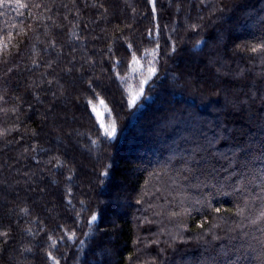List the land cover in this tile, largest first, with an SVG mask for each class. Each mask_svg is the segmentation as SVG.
Wrapping results in <instances>:
<instances>
[{"label": "snow or ice", "instance_id": "1", "mask_svg": "<svg viewBox=\"0 0 264 264\" xmlns=\"http://www.w3.org/2000/svg\"><path fill=\"white\" fill-rule=\"evenodd\" d=\"M195 2L199 6L195 18L191 11L184 13L185 32L195 33L198 37L188 50V55L190 58L203 55L211 39V50L204 64L206 71L195 81L191 73L173 76L172 79L178 84L181 97L184 90L191 91L194 96L199 94L202 102L207 100L208 94L215 97L212 110L217 114L218 122L202 118L198 105L191 104L186 108L174 106L172 96L176 93H159L153 88L150 91L156 92V95L145 97V86L157 77L161 56L169 60L183 54L177 42L166 44L168 51L161 52L158 0H146L151 22L145 29L146 35L145 32L142 35L149 42L153 35L156 36L150 51L148 48L141 51L136 47L131 39L134 34L133 24L118 20L115 14L112 19H117V23L111 28L105 26L100 28L99 33L95 29L89 33L95 42L90 49L88 36L81 35L88 24H80L82 17L77 10L76 0H70L71 7L63 3V0H0V17L11 9L20 19L19 24L8 22L7 27L0 28V141L5 145H20L22 151L18 152L17 162L22 159L31 160L39 173L47 172L52 177L44 186L39 187L40 193L46 196L49 186L59 188L63 184L60 206L68 212H75L71 223L57 224L49 229L38 215L35 219L31 218L33 208L27 202L17 204L16 208H7L9 215L28 218L25 220L28 226L21 228L22 233L33 239L39 235L45 238L43 244L34 245L30 241L21 244L19 251L24 261L28 259L25 254H32L37 247L44 253V264H62V260L66 262V254L57 255L60 246H75L77 252L83 253L86 244L95 242L97 229L104 231L97 223L102 215L99 205L126 210L132 207L130 196L138 206L136 211L140 213L133 217L137 222L136 227L138 231H147L143 239L138 235L133 242L136 252L127 257L129 264H148V260L142 259L143 256H149L151 264H169L168 249L176 251L177 242H188L183 233L191 230L189 223L192 221H195V229L199 230L193 239L207 254L209 264H224L221 255H228L227 251H222L227 248L225 241L232 244L251 237L264 246V38L257 43L237 45L232 51L234 57L247 59L253 65L259 61L261 71L256 73L240 67L238 61L233 69L225 56L220 54L223 33L209 39L200 35L208 26L202 14L204 10L208 11L211 23L214 24L224 18L223 14L228 9L222 0ZM172 4L176 5L177 15L184 11L185 4L189 9L193 6L192 0H169V7ZM86 7L97 10V20L92 23L98 24L100 20L105 24L109 22V6L105 0H96L90 5L86 3ZM60 8L68 10L62 20L56 15V10ZM74 10L76 21H70L69 17ZM132 11L136 13L135 8ZM28 20L31 22L27 23ZM65 21L72 25L67 31ZM176 30L173 25L172 31ZM169 40H172L171 36ZM22 47L27 49L26 53L21 51ZM98 62L100 74H97ZM212 68H215L214 74L210 71ZM125 69L139 78V85L135 90H127L126 100L121 95L119 105L116 106L120 112H126L131 120L138 121L148 107L158 109L151 129L141 133L145 137V148L156 149L160 155L157 166L151 170L144 169L155 184L149 190V180L146 179L139 189L134 188L129 192L124 182L118 181L115 176L113 164H103L99 170L93 166L87 190L82 187V198L78 204L74 203V188L85 169V163L83 160L78 163L75 156L70 155V150L73 144L80 143L77 138L83 137L84 133L78 129L66 130L58 123L60 104L65 107L71 104L76 109L82 107L89 120L94 115L96 125H93V130L98 125L97 138L89 136L91 143L88 151L105 141L106 147H115L119 117L113 118L106 126L96 101L104 109L106 117L115 116L116 107L109 108L98 89L103 87L104 73H107L111 82H124L120 73ZM223 78H230L237 83L226 85ZM181 79L183 84L178 83ZM13 80L22 83L25 91L37 103L44 104L41 97L51 96L44 119L52 121L49 128L50 132L56 133L54 137L28 128L20 119L24 111V97L17 88L11 87ZM180 103V100L175 101V105ZM27 110L32 111L31 104ZM227 113L238 114L243 123L239 127H231L219 119L220 115ZM13 133H19V138ZM41 135L48 136V139L41 142ZM53 140L54 143H51ZM42 154L47 156L46 160L41 159ZM31 175H36V171ZM13 188L5 182L0 185V192ZM192 192L199 195L193 197L190 194ZM90 193L106 199L98 200L93 207ZM218 197L231 198L233 208L214 206L213 201ZM4 200L10 201L11 198L5 196ZM55 206L53 202L52 207ZM3 207L0 204V208ZM165 213L168 222L174 223L179 231L173 232L163 226V220L156 219ZM195 213H200L199 219H196ZM81 224L88 228V231L83 232L84 239H78ZM222 224L227 227H222ZM153 226L159 230L153 231ZM165 235L168 239L161 240L160 237ZM13 239L14 226L11 223L7 226L0 224V250ZM141 245L144 250L155 246L159 251L155 255L142 252ZM97 248L101 257L107 255V249L99 244ZM78 259L83 264V259Z\"/></svg>", "mask_w": 264, "mask_h": 264}, {"label": "trees", "instance_id": "2", "mask_svg": "<svg viewBox=\"0 0 264 264\" xmlns=\"http://www.w3.org/2000/svg\"><path fill=\"white\" fill-rule=\"evenodd\" d=\"M96 2V0H76L77 10H79L82 19L79 21L81 25L88 24L87 29H83L81 32L82 36L87 35L89 48L95 43L91 40V31L95 29L96 33L100 32V28L109 27L117 23V19L133 24V32L131 39L132 42L143 51L144 48L154 46L156 36L153 35L152 41L149 42L142 35L145 32L146 27L150 24V11L146 8V0H105V3L109 6V22L105 24L103 20H100L98 24L92 23L93 20H97V10L91 7H86L87 4ZM63 3L70 4V0H63ZM223 5L228 10L223 14V19L216 23H211L208 11L204 10L202 14L205 16V23L208 26L205 30L200 33L205 39L214 38L223 33V45L221 49V55L225 56L226 61L233 69L237 66V61L240 67L251 69L253 72H260L259 61L255 65L247 59L240 60L239 57L232 55L233 49L240 44H251L257 43L260 39L264 38V0H222ZM192 8L189 9L187 4L184 6V11L179 15L176 13V5L172 4L169 7V0H158V17L159 25L161 28L160 45L161 52L168 51L166 44L177 42V46L182 50L183 54L177 56L175 59L166 60L161 56L157 65L158 74L152 81L146 85L145 97H154L156 92L159 93H176L172 96L174 106L179 108H186L188 105H198V111L201 113L202 118L213 122L217 120V114L213 112V104L216 98L208 94V98L205 101H201L200 95L195 96L189 90H184L183 97L179 94V87L176 82L173 81V76H186L191 73L193 81L201 77L205 73L204 64L206 63V56L211 50L212 40H209V47L204 49V54L201 55L200 60H196V57H189L188 50L193 47V44L197 40V34L186 33L184 24V13L191 11L193 18L197 15L199 6L195 0H192ZM136 9L134 14L132 9ZM2 11V10H0ZM148 12V15L145 13ZM68 13L67 9L60 8L56 10V15L62 20L63 16ZM113 14L117 19H112ZM70 21H76V10L72 12L69 17ZM8 22L19 24L20 19L16 17L15 12L11 9L8 13L0 17V28L7 27ZM30 23L31 21H26ZM65 31L72 27L71 23L65 21ZM173 25L176 26V31H172ZM63 36V34H61ZM146 35V32H145ZM169 36L172 40H169ZM22 52L27 51L22 47ZM143 63V61H142ZM198 63V64H196ZM211 73H215V68H212ZM97 74H100L99 62L97 68ZM121 76L124 77V82L115 80L111 82L108 78L107 73L103 74V87L98 89L101 92V98L105 99V103L109 108H113L119 105L121 95H124L125 100L127 99V90H135L139 85V78L133 76L129 71L122 70ZM113 80L115 79V73L112 74ZM226 85L236 84V81L230 78H223ZM179 84H183L184 81L181 79ZM239 86V85H237ZM11 87L17 88L19 94L24 97V103L22 107L24 111L21 113L20 119L24 121L25 125L30 129H36L41 133H48L49 136L54 137L56 133L50 132L49 125L51 120L44 119V113L48 107V102L51 100V96H42L41 99L44 104L37 103L30 93L26 92L23 84L13 80ZM202 87V85H197ZM155 88L156 92L150 91ZM180 100L179 105H175V101ZM60 103V102H58ZM98 111L101 112V119L105 125H109L113 118L117 119L118 126V141L115 147H106L107 141L99 144V146L92 151H88L92 139L97 138L98 125L96 130H93V125H96V120L93 118L89 120L88 116L84 114L83 108H73L71 104L66 107L61 103L59 111L58 123L63 125L66 130H76L84 133L83 137L77 139L80 140L79 144H73L71 146L70 155H74L77 162L81 160L85 163V169L80 175V179L76 182L74 192L76 194V200L74 203L78 204L80 198V191L83 187L87 190V182L89 177L93 175V166L97 170L101 168L103 164L111 163L114 165L115 176L118 181H123L127 186L129 192L134 188L139 189L140 185L145 183V180H149V190L155 184V181L148 176V173L144 169L151 170L157 166L160 159L159 152L156 149L148 150L145 148V137L141 133H147L154 121V117L158 109L154 106L148 107L144 111L143 117L138 121L131 120L127 113H121L119 107H116L115 116H107L103 108L99 107V102L96 101ZM31 104L32 111H28V106ZM219 119L226 121L231 127H239L243 121L236 113H227L220 115ZM23 131V129H22ZM14 136L19 138V133H13ZM11 140L12 138L9 137ZM40 141L43 142L48 139V136L41 135ZM30 142V141H29ZM54 143V140L51 141ZM49 146V145H45ZM22 151V147L17 144H7L0 141V185L7 183L8 185L14 186L13 189L0 192V204L4 207L0 208V224L7 226L11 223L15 228V239L3 247L0 250V264H44V253L39 247L34 248L32 254H25L28 256L27 261H24V257L21 256L19 248L23 242L30 241L34 245L43 244L44 236L39 235L35 239L28 237L26 234L21 232V228L27 227L25 220L28 218L16 217L15 215H9L7 208H16L17 204L27 202L33 208L32 219H35L37 215L41 220H44L49 229L54 228L57 224L65 222L71 223L75 218V212H68L64 207L60 206V200L63 196V184L59 188L51 187L48 188V194L39 192V187L44 186L46 181L52 179L50 175L45 172L39 173L37 168L33 165L31 160H20L17 162L16 157L18 152ZM127 157L128 160H125ZM41 159H47L46 155H41ZM7 162V163H6ZM260 167L259 164L256 165ZM33 171H36V175H31ZM25 173H28L27 175ZM36 189V191H33ZM17 193L19 196L17 197ZM193 197L198 196L199 193H190ZM92 196V206L95 207L98 200H105L106 197ZM5 196H10L11 200H4ZM43 197V199L41 198ZM132 200V207L126 210H117L114 207H108L105 204H100V212L102 213L101 218L98 220L99 227L104 229L100 232L97 229V235L95 242H89L85 245V251L79 253L75 246L65 248L60 246V250L57 253L58 256L67 255L66 262L62 260V264H129L127 257L134 255L136 252V246L134 241L137 236L140 235L143 239L146 229H140L138 231L136 224L137 222L133 219L134 216L139 215L136 211L137 207ZM33 201H36L33 204ZM55 202V207H52ZM214 206L233 208L232 199L229 197H218L213 201ZM51 208V211L49 209ZM142 211V210H141ZM196 219L200 218V213L194 214ZM156 219L163 220L164 227L172 229L173 232L179 231L174 223H169L166 213ZM195 221L189 223L190 231L184 232L183 235L188 239L187 243H179L175 245L176 251L168 249L167 255L169 257V264H209L207 254L203 253V250L198 247L195 239L196 233L199 231L194 227ZM222 227H227L222 224ZM35 230V229H34ZM157 226H153V231H158ZM88 231V228L81 224L78 229V239H84L83 232ZM259 236V233L256 234ZM161 240H167L168 236H161ZM78 243V241H77ZM222 251H227L228 255H221V260L224 264H262L264 261V246L251 237L247 238L246 241H234L232 244H228ZM101 245L103 248L108 250L107 255L101 257L98 254L97 245ZM166 247V245H162ZM141 250L155 255L159 249L155 246L144 250L141 245ZM135 259V256H134ZM142 259L148 260V264H151V258L149 256H143Z\"/></svg>", "mask_w": 264, "mask_h": 264}, {"label": "rangeland", "instance_id": "3", "mask_svg": "<svg viewBox=\"0 0 264 264\" xmlns=\"http://www.w3.org/2000/svg\"><path fill=\"white\" fill-rule=\"evenodd\" d=\"M200 56L199 57H196V60L198 61V60H200ZM196 64H198V63H196ZM123 158H125V160H128V158L127 157H123Z\"/></svg>", "mask_w": 264, "mask_h": 264}]
</instances>
